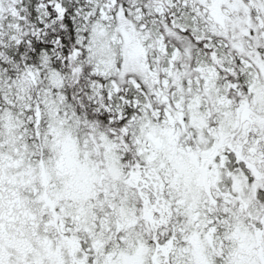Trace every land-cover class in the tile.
Returning <instances> with one entry per match:
<instances>
[{"label": "snow or ice", "instance_id": "6c2138e0", "mask_svg": "<svg viewBox=\"0 0 264 264\" xmlns=\"http://www.w3.org/2000/svg\"><path fill=\"white\" fill-rule=\"evenodd\" d=\"M0 264H264V0H0Z\"/></svg>", "mask_w": 264, "mask_h": 264}]
</instances>
